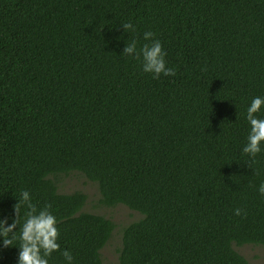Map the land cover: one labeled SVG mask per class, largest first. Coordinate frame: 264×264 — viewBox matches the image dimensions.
Returning a JSON list of instances; mask_svg holds the SVG:
<instances>
[{"label": "trees", "instance_id": "trees-1", "mask_svg": "<svg viewBox=\"0 0 264 264\" xmlns=\"http://www.w3.org/2000/svg\"><path fill=\"white\" fill-rule=\"evenodd\" d=\"M147 30L175 75L120 55ZM255 95L264 0H0V218L27 189L58 220L49 264L65 248L102 264L116 224L84 212L85 193L59 192L79 172L103 205L142 215L122 229L118 264H249L234 246H264V151L241 152ZM17 244L0 245V264H16Z\"/></svg>", "mask_w": 264, "mask_h": 264}, {"label": "clouds", "instance_id": "clouds-1", "mask_svg": "<svg viewBox=\"0 0 264 264\" xmlns=\"http://www.w3.org/2000/svg\"><path fill=\"white\" fill-rule=\"evenodd\" d=\"M124 31L135 32V26L131 22L122 23ZM151 30L144 31L143 39L147 43L137 49V40L133 38L126 41L120 55L136 57L141 61V70L151 73L153 78L173 76V68L166 66V52L161 41L155 39ZM119 40V37L117 38ZM264 95L252 96L247 103L244 119L247 121V134L241 152L252 157L264 151ZM257 192L264 197V181L257 186ZM25 211L20 215L21 206ZM50 204L37 209L32 203V196L27 189H21L19 198L12 206V216L0 218V245L13 246V241L18 240L15 245L18 249L16 264H49V257L53 252L60 249L58 243L59 230L57 228V217L49 210ZM235 215L242 214L240 208L233 209ZM11 219V223H9ZM18 226V227H17ZM17 233H19L17 235ZM61 255L64 264H73V255L67 248L63 249Z\"/></svg>", "mask_w": 264, "mask_h": 264}, {"label": "rangeland", "instance_id": "rangeland-1", "mask_svg": "<svg viewBox=\"0 0 264 264\" xmlns=\"http://www.w3.org/2000/svg\"><path fill=\"white\" fill-rule=\"evenodd\" d=\"M59 192L70 194L83 192L87 195L84 212L99 214L111 219L116 229L107 245L102 249V264H118L119 250L122 246V229L130 223L139 220L142 215L130 210L124 205L105 206L101 203L98 185L79 172L61 175L58 182ZM234 248L243 255L249 264H264V246L243 245Z\"/></svg>", "mask_w": 264, "mask_h": 264}]
</instances>
